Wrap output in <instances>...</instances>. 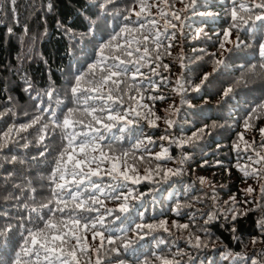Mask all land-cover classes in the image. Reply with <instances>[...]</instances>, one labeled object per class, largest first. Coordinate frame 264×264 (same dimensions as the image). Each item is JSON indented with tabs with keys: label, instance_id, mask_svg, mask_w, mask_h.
I'll list each match as a JSON object with an SVG mask.
<instances>
[{
	"label": "snow or ice",
	"instance_id": "snow-or-ice-1",
	"mask_svg": "<svg viewBox=\"0 0 264 264\" xmlns=\"http://www.w3.org/2000/svg\"><path fill=\"white\" fill-rule=\"evenodd\" d=\"M180 2L183 6L178 11H173L175 5L170 0H152L151 3L149 0H134L139 7V11H135L136 19L123 16L119 30H113L107 40L94 45V59L87 64V68L83 71L77 69V74L68 81L66 95H69V102L73 106L65 105L67 111H64V107H61L58 112L57 108H41L36 105L38 114H33L31 119L24 123L15 122L16 112L13 108L9 107L0 111V119L7 121L11 118L14 121L6 128L0 129V159L5 164L23 166L27 163L25 159L17 155L8 158L3 156V153L11 151L13 147L28 149L31 141L22 134L27 133L29 129L37 131L35 143L43 148L36 156L31 157V162L37 166L49 163L48 156L51 152L45 142L46 137L57 132L61 137L59 150L46 177L50 191L47 202L30 208L27 204L20 205L29 208L31 213L47 209L46 213L38 216L42 226L38 224L26 227V223H32L31 216L18 219L16 223L9 220L7 223L0 224V264H81V260L85 257H87V264H196L195 257L190 252L178 249L174 253H166L160 247L167 246L166 240L157 239L155 236L153 240L156 241V247L147 251L141 250V242L145 237L161 229L169 236L173 234L163 220L156 223L143 222L145 215L143 212L138 213L140 222H136L134 209L137 205L134 202L141 200L147 194L137 193L132 186L140 184L142 180H151L153 172L156 175H162L165 181L182 176L184 168L181 166L191 159L190 155L182 151L175 160L176 167L165 169L160 162L173 160V157L168 154V147L161 144V151L154 153L156 168H146L144 174H140L136 164L144 162V154L152 156L150 146L158 143L152 136H144L142 128L145 124L149 127H158L157 121L161 120L154 110V105L145 102V93H147L148 101L165 99L164 96L151 95V91L159 87L152 80L153 76L165 82L169 79L159 70L161 67L165 71L169 70V65L162 63L161 56L173 45L170 43L165 45L164 41L175 40L178 28L181 36L186 35L185 21L190 17H215L217 13L211 9L216 7L221 8L227 18V26L221 30L222 35L217 33L220 36L221 58L213 60L212 72L204 73L199 83L192 85L185 71L189 66L184 62L185 58L180 57L181 72L176 77V87L173 91L181 96V104L197 107L185 97L188 91L186 85H192L191 91L194 94L201 93L210 85L213 74L226 66L224 59L226 53L243 52L245 55L257 58L256 63H249L246 66L244 82L247 83L249 76L253 78V81H264V0H180ZM15 3L16 0H10V6L13 9ZM111 5L113 0L99 2V12L105 14V19ZM52 7L50 3L47 4L49 10ZM165 7L169 9L170 18L164 11ZM152 8L160 9V16L164 19L162 30L158 27L159 22L152 16L150 11ZM125 10L134 11L132 7ZM115 15L119 16L120 10H117ZM100 18L98 15L97 20ZM173 21H178L179 25ZM206 22V19L201 21V23ZM58 23L61 22L58 21ZM135 25L138 27H134ZM96 27V21L90 20L89 30L87 33H82L81 38L92 35ZM187 27L191 26L187 25ZM142 30L147 34H143ZM233 30H237L234 39L231 38ZM239 30L247 33L244 39L241 38ZM7 31L11 33L13 29L9 28ZM27 31L28 29L25 28V32ZM64 31L75 39L76 33L71 28L64 27ZM135 33H141L142 39H138ZM206 36L207 32L203 27L195 28L192 34L193 39ZM208 38L211 39V37ZM226 44L230 47H226ZM161 49L163 52L160 51ZM192 51L204 52L205 50L194 48ZM210 55L215 56L216 53ZM203 59V56L196 57V60ZM153 63L155 67H150ZM143 69L147 71H142ZM24 90L31 92L32 84L28 82ZM233 91L232 86L226 88L221 94V100ZM40 95L41 93H38L37 97ZM43 95L49 100L55 97L57 105L61 104L58 90L54 86L49 85ZM7 100L11 103L12 97L8 96ZM207 103L205 99L204 104ZM169 107L172 109V106ZM177 111L179 109H172L170 114L174 115ZM44 113H51V115L45 117ZM261 115H264V99L250 108L244 121L245 130L253 127V121ZM25 116H28V113H25ZM175 123L176 121L171 119L164 120L165 135L159 137V141H167L169 145H175L180 149H183L185 145L195 146L197 142L212 135L219 127L215 122L211 125L204 124L190 136L177 137L169 131ZM258 131L261 137L259 147L264 149V127L259 128ZM236 135L237 140L232 145V150L237 155V163L234 167H237L245 178H256L262 181L259 183L258 195L253 199L248 198L256 191L249 185L243 190L245 199L242 202L232 196L225 202V208L221 209L213 203L209 210L200 212L199 218L203 219V224L196 222L195 213L188 216L186 223L179 224L173 221L172 227L178 230L192 229L185 238L186 244L192 249H204L210 243L215 246L210 226L221 219L225 223L232 224L230 231L233 239L238 240L237 221L255 212L260 213L255 224L259 236L252 237V243L253 245L258 242L264 244V154L256 151L255 141L251 143L245 141L244 134L241 132ZM18 137L23 138L25 142L20 144ZM133 140L135 142L131 144L130 149L125 150L120 147V141ZM240 141H244L243 149L240 147ZM217 147L219 148L220 145L218 144ZM118 152L119 155H117ZM136 152L142 155L129 163L128 157H135ZM242 154H247V163L243 166L239 163ZM148 162L151 163V160ZM204 163L206 164L207 160ZM15 176V171L9 172L7 176L0 177V180H3L6 187ZM106 178L109 181L107 183ZM199 183L202 187L207 185L204 177L199 178ZM11 186L14 189H20L22 195L27 196L20 184L13 183ZM29 192L35 193L36 189L29 188ZM21 198L22 196L10 194L4 199L20 201ZM27 198L34 199V196H27ZM214 199L213 197V201ZM105 200L118 203L115 208H110L105 206ZM200 203H204V200H200ZM241 203L244 207L240 206ZM52 204L56 207H49ZM185 206L187 205H182L178 201L171 211L179 216L182 207ZM81 230L90 233L92 240L99 242L92 246ZM215 240H219V237H215ZM245 255L249 264H264V249L256 250L255 255L226 250L221 253V260L235 258L237 264H245Z\"/></svg>",
	"mask_w": 264,
	"mask_h": 264
},
{
	"label": "trees",
	"instance_id": "trees-1",
	"mask_svg": "<svg viewBox=\"0 0 264 264\" xmlns=\"http://www.w3.org/2000/svg\"><path fill=\"white\" fill-rule=\"evenodd\" d=\"M99 2L100 0H16L13 9L10 6V0H0V111L11 107L16 112L15 122L24 123L28 122L33 114H38L36 105L41 108H57L58 112L65 105L67 107L73 106L69 102V95H66L68 81L77 74V69L83 71L87 68V64L94 59V45L107 40L113 30L118 31L123 16H131L132 19H136L135 11H139L134 0H113V5L109 6L105 19V14L99 12ZM151 2L152 0H149V3ZM170 2L175 5L173 11H178L183 6L180 0H170ZM48 3L53 5L50 10L47 8ZM129 7H132L134 11L125 10ZM117 10H120L119 16L115 15ZM211 10L217 13L215 17H190L189 20L185 21L186 35L181 36L178 28L175 40L164 41L165 45L169 43L173 45L161 56L162 63L168 64L169 70L165 71L162 67L159 70L163 76L169 79L165 82L159 77L153 76L152 80L159 87L152 90L151 95L164 96L165 99L148 101L147 93H145V102L154 105V110L161 117V120L157 121L158 127H149L145 124L142 128L144 136H152L158 143L150 146L153 155L144 154V162H138L136 166L141 175L144 174L146 168L155 169L157 162L154 159V153L161 151V144L168 147V154L173 157V160L160 162L163 168L174 169L176 167L175 160L182 151L190 155L191 159L181 166L184 168V175L182 176L172 177L165 181L162 179V175H156L153 172L151 180H142L140 184L132 186L137 190V193L144 192L147 194L141 200L134 202L137 205L134 214L136 222H140L139 212L145 214L143 217L145 223L165 221L166 226L171 228L173 234L169 236L161 229L145 237L144 241L141 242L142 251L156 247V241L153 240V236H155L157 239L166 240L167 246H160L166 253L171 254L178 249L190 252L195 257L196 264H237L235 258L222 261L221 253L232 250L235 253L255 255L256 250L264 249V244L258 242L253 245L252 243V237L259 236L255 228L256 220L260 216L259 212L251 213L247 218H241L237 221L238 232L236 235L239 237L238 240L233 239V234L230 231L231 223H225L223 219L213 222L210 231L213 234L215 246L210 243L207 248L199 250L190 248L185 242L189 231H192L191 228L178 230L172 227L173 221H177L179 224L188 222V216L193 213L197 216L196 222L203 224V219L199 218L200 212L209 210L213 203L223 209L226 207L225 202L232 196H235L237 201L242 202L245 199L243 190L249 185L256 189L248 197L253 199L258 195L259 183L262 182L256 178H245L243 173L234 167L237 163V155L232 150L233 142L237 140L236 134L241 132L244 134L245 141L249 143L255 141L256 151L264 154V149L259 147L261 137L258 131L259 128L264 127V115L253 121V127H249L247 130L244 128L245 117L250 108L264 99V81H253V78L249 76L247 83L244 82L246 66L249 63H256L257 58L245 55L243 52L226 53L224 56L226 66L221 67L213 74L210 85L199 94H194L191 91V86L199 83L204 73L212 72L213 60L221 58L220 36L217 33L222 35L221 30L227 26V18L221 8L216 7ZM150 11L153 18L159 22L158 27L162 30L164 19L160 16V9L152 8ZM164 11L168 13L170 18L169 9L165 7ZM98 15L101 17L99 20H97ZM205 19L207 22L201 23ZM90 20L96 21L97 27L92 35H85L81 38L82 33L88 32ZM173 23L179 25L178 21H173ZM187 25L191 27H187ZM64 27H69L76 33L75 39L65 33ZM134 27H138V25ZM197 27H203L207 36L193 39V31ZM9 28L13 29L11 33L7 31ZM25 28L28 29L27 32H25ZM235 31L237 30H233V37H231L233 39ZM239 31L241 38L244 39L247 33L243 30ZM142 33L147 34L143 30ZM134 35L138 39H142L141 33ZM151 47L154 48L155 45H151ZM226 47H230V45L226 44ZM194 48L205 51L193 52ZM160 51L163 52V49ZM212 53H216V55H210ZM181 56L185 58L184 62L189 66L185 70L186 77L192 81V85H186L188 91L185 93V97L191 104L197 106L195 108L189 107L188 104H181V96L173 91V88L176 87V77L181 72ZM197 56H203L204 59L196 60ZM150 67H155V63L151 64ZM142 71L146 72L147 69ZM28 82L32 84L31 92L24 90ZM49 85L58 90V98L61 101L59 106L55 97L49 100L47 96L43 95ZM229 86H232L234 91L221 100V94ZM38 93H41L39 97H37ZM8 96L12 97L11 103L7 100ZM196 96L200 98H195ZM205 99L208 101L207 104H204ZM169 106H172V109H179V111L171 115L172 109ZM67 107H64V111H67ZM25 113H28V116H25ZM50 115L51 113H44L45 117ZM165 119L176 121L169 131L177 137L190 136L192 132L204 124L211 125L215 122L219 127L212 135L197 142L195 146L185 145L183 149H180L175 145H169L167 141H159V137L165 135ZM13 122L11 118L7 121L0 119V129L6 128L8 124ZM22 136L31 141L30 147L28 149L13 147L11 151H5L3 156L10 158L12 155H17L25 159L27 163L23 166L19 164L13 166L3 163V160L0 159V177L7 176L9 172H16L15 178L8 186L5 187L3 180H0V224L7 223L9 220L16 223L18 219L31 216L32 223H26V227H33L38 224L42 226L38 216L43 215L48 210L41 209L38 213H31L29 208L37 207L40 203H46L50 196L46 177L59 150L61 137L59 132L46 137L45 142L51 152V155L48 156L49 163H42L37 166L31 162V157L43 150L35 143L37 131L29 129ZM18 139L20 144L25 142L21 137ZM134 142V140L131 142L120 141V147L125 150L130 149ZM218 144L220 145L219 148L217 147ZM239 144L243 149L244 141H240ZM252 154L254 155V153ZM140 155L142 153L136 152L135 157H128L129 163H132ZM149 160L151 163L148 162ZM205 160H207L206 164L204 163ZM217 161L221 163L217 164ZM239 163L241 166L247 163V154H242ZM200 177H204L207 185L211 187L207 185L202 187L199 183ZM105 182H109L107 178ZM13 183L20 184L24 188V193L27 196H34V199L22 195L20 189L12 188L11 184ZM29 188H35L36 192L30 193ZM10 194L22 196V198L20 201L5 200L4 198ZM213 197L215 198L214 201ZM200 200H204V203H200ZM178 201L182 205H187L182 207L179 216L171 211V208ZM117 203V201L105 200L106 207L115 208ZM23 204H27L29 208L21 207L20 205ZM240 206L244 207L242 203ZM49 207H56V205L52 204ZM81 231L92 246L99 242L98 240L93 241L90 233ZM215 237H219V240H215ZM93 259H95L94 256ZM244 260L245 264H249L247 255H245ZM81 264H87V257L81 260Z\"/></svg>",
	"mask_w": 264,
	"mask_h": 264
}]
</instances>
